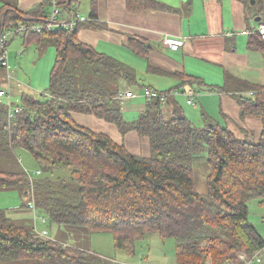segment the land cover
<instances>
[{"label": "trees", "instance_id": "trees-1", "mask_svg": "<svg viewBox=\"0 0 264 264\" xmlns=\"http://www.w3.org/2000/svg\"><path fill=\"white\" fill-rule=\"evenodd\" d=\"M76 1L65 2L67 15L60 11L59 18L66 19ZM240 1L247 10L251 6L258 12L264 10V0ZM52 3L44 0L26 10L4 5L0 22L11 26L42 23L51 16ZM96 7L94 1V18ZM128 7L132 11L172 9L158 0H128ZM78 28L60 25L25 33L26 42L56 48L49 89L23 91L17 103L22 109L11 117L17 104L0 100V153H16V168H20H0V190L15 189L30 201L18 213L34 206L37 214L48 217L46 222L35 215L28 220L0 209V264L8 260L106 264L107 258L112 264H124L104 258L89 246L41 234L38 220L59 227H83L87 236L111 232L116 247L130 254L137 253V241L157 232L176 240L177 264H244L240 253L255 255L264 248V236L250 220V201L264 203V126L258 140L238 136L206 113L205 125L197 126L175 96L170 98L173 90L151 85L144 87L145 108L128 117L121 94L124 82L138 83L136 69L82 41ZM251 34L264 47L261 35ZM129 45L148 60V40L130 35ZM146 69L175 76L180 79L176 86L205 81L183 71L170 72L149 60ZM205 85L229 91L226 85ZM258 88L264 90V86ZM147 89L161 95L149 96ZM193 91L196 96L197 90ZM195 96L194 103L188 101L192 105H197ZM234 97L242 115L259 113L264 121V93ZM73 112L94 114L115 124L122 134L135 130L148 138L150 154L133 152L110 134L80 124ZM22 150L35 158L41 170L36 176L24 167L18 153ZM198 164L206 166L203 191L197 188Z\"/></svg>", "mask_w": 264, "mask_h": 264}, {"label": "crops", "instance_id": "crops-1", "mask_svg": "<svg viewBox=\"0 0 264 264\" xmlns=\"http://www.w3.org/2000/svg\"><path fill=\"white\" fill-rule=\"evenodd\" d=\"M42 1L44 0H0V15L4 5H7V9L13 7L26 10ZM52 1L54 2L52 8L59 5L61 15L65 17L68 10L65 2L70 0ZM94 1L97 5L96 18L92 16ZM158 1L172 6V9L146 8L132 11L128 7V0H89L87 2L89 13L87 9L85 10L88 13L86 17L90 19L83 21L80 29L78 28L79 38L99 51L117 56L130 65L134 63L131 57L139 55L129 45L130 35L148 40L151 47L148 60L154 65L170 72L183 71L203 77L205 81L202 85L205 83L226 85L229 91L211 89L219 93L217 100L222 106L218 111L211 110L210 116L218 118L238 136L258 140L264 126L263 117L259 113L242 115L241 106L234 97L235 90L227 83L231 82L233 86L239 82L243 83L244 87L264 86V47L259 46L251 37L253 35L251 33L256 32L260 21L264 19V10L258 12L256 7L251 8L252 6L247 10L240 0ZM76 2L79 7L83 5V0ZM52 8L50 6V10ZM96 22L97 24H94ZM171 37L183 38L184 44L172 47L166 42V39ZM119 53H126L131 57ZM145 59L148 63L147 58ZM196 59L200 60L204 66H206L205 63H209L212 66L224 68L225 75L222 80L218 83H210L206 79L209 76L195 72ZM171 77L176 80V84H179L180 79L172 75ZM124 84L123 92L125 93V90L131 86L126 85L127 82ZM202 85L195 84V86ZM185 86L188 87L186 90L190 87L195 88L188 82ZM241 92L253 93L252 90ZM129 96L134 98L132 91ZM198 97L197 92V99ZM128 105L130 108L133 107L131 103ZM72 115L80 124L110 134L117 142L127 145L131 151L150 154L148 138L141 137L135 130L122 134L115 124L94 114L73 112ZM129 115L127 114L128 117ZM33 211L36 212L35 209ZM259 231L263 234L262 230L259 229ZM252 264H264V259L261 258V261L254 259Z\"/></svg>", "mask_w": 264, "mask_h": 264}, {"label": "rangeland", "instance_id": "rangeland-1", "mask_svg": "<svg viewBox=\"0 0 264 264\" xmlns=\"http://www.w3.org/2000/svg\"><path fill=\"white\" fill-rule=\"evenodd\" d=\"M89 0H83V5L79 7V11L82 15L88 16L89 9L87 2ZM86 7V8H85ZM87 9V12L86 10ZM38 22V21H37ZM40 23V22H39ZM11 27V25H8ZM80 27V24L78 25ZM29 32V31H28ZM24 33L17 36L10 37L9 40V52H10V68H4L0 66V91L5 89L9 95H1L0 100L13 103V105L19 103L22 100L23 91L30 92H47L50 85V73L56 60V48L53 45L48 47L40 46L35 41H28L24 39ZM28 35V34H27ZM30 40V39H29ZM128 56L126 53H119ZM117 57V56H116ZM131 57V56H128ZM134 63L133 67L136 69L139 81L135 84L127 82L126 85H130L131 88L122 90L121 94L124 101V112L130 114L129 117L137 116L142 108H145L147 98L144 94L145 86H153L159 90H173L170 94V98L175 96V99L179 102L180 109L194 121L197 126H204V113L211 114V110L218 111L222 105L218 104L217 95L218 92L212 91L207 85L196 86L199 97L196 100L198 105H192L188 102L187 86H176V80L165 74L151 73L146 70L147 61L140 55L131 57ZM193 59V57H190ZM122 60V59H120ZM197 60V59H196ZM195 60V61H196ZM123 61V60H122ZM126 62V61H125ZM198 63V65H197ZM202 64L200 60L196 61L197 73L206 74L207 81L210 83H218L224 77V68L212 66L211 64ZM4 72V73H3ZM6 74V76H5ZM8 74L11 75V82L8 78ZM18 82L22 83L21 86ZM235 90L234 94L238 95H254L262 94L264 90L256 87L255 85L250 87H244L242 84L236 82L233 86L231 82L227 83ZM125 85V84H124ZM118 84H115V88H118ZM177 87L181 89L178 91ZM190 87V86H189ZM191 88V87H190ZM243 90H252L253 93H243ZM132 91L131 98L129 96ZM4 96V97H3ZM129 96V97H127ZM172 96V97H171ZM127 97V98H124ZM133 104V107H129L128 104ZM135 148V147H134ZM22 158V163L27 171L33 176H36L38 164L35 158L27 151L18 152ZM0 168L9 169L16 168L19 164V157L16 153H0ZM200 164V162H199ZM195 167V176L197 178V188L200 191L206 189V166L199 165ZM20 169V168H16ZM15 169V170H16ZM24 171V170H22ZM24 195L23 197L15 189L0 190V209L7 210L13 216L24 217L28 220L33 219L35 212L34 206H27L23 208V211L17 212V209L23 206V203H29ZM31 218V219H30ZM250 220L251 222L264 234V203L252 199L250 201ZM31 221H26L29 224ZM39 227L46 226L48 228V237L52 236L55 239H61L67 244L77 243L89 246L95 251L99 252L104 258L111 257L124 264H177L176 258V240L173 237H162L159 233H148L145 237L137 241V253L130 254L124 249L117 248L114 242V235L111 232H94L92 236H87L89 233L83 227L65 225L59 227L58 225H50L42 223L38 220ZM69 227V228H66ZM74 231V232H72ZM73 234H72V233ZM58 237V238H57ZM70 240V241H68ZM260 257L264 259V251L261 250ZM106 259V264H112V262ZM3 264H37L35 260H8ZM245 264V263H244Z\"/></svg>", "mask_w": 264, "mask_h": 264}, {"label": "built area", "instance_id": "built-area-1", "mask_svg": "<svg viewBox=\"0 0 264 264\" xmlns=\"http://www.w3.org/2000/svg\"><path fill=\"white\" fill-rule=\"evenodd\" d=\"M73 8L74 9L71 12H68V17L66 19L59 18L60 8L54 7L51 16L48 19L44 20V22L42 23H39L37 21L32 23L20 22L16 25H12L11 27H8V25H5L4 23L0 22V65L7 69L10 68V52L8 47L10 37L28 31L42 32L43 30L53 29L54 27L60 25H67L71 29H77L79 24H81L83 21H87L90 19V17H86L80 13L78 2L74 3ZM256 32L259 33L261 37L264 39V19L260 21L256 29ZM166 42L169 43L172 47H179L180 45L184 44V39L171 37L166 39ZM8 78L11 82L12 77L10 74H8ZM18 84L21 86L22 83L18 82ZM193 93H194L193 88L187 90V95L189 97L188 101L191 103L195 102L194 100L195 95H193ZM4 94L6 96L9 95L7 90L2 89L0 91V95H4ZM146 94L149 96L161 95L157 91L151 89H147ZM21 109L22 106H19L17 104L16 107L13 109V111L9 113L10 117L16 115V113ZM40 172H41L40 169L37 170V173ZM35 217L37 219L40 218L41 221H45V222L48 220L47 216H42L37 213L35 214ZM37 223L36 226L39 232L41 234L48 235L49 233L48 228L47 227L40 228ZM240 257L245 262V264H252L254 259L261 261V257L259 253H256L255 255H247L246 253L242 252L240 254Z\"/></svg>", "mask_w": 264, "mask_h": 264}, {"label": "clouds", "instance_id": "clouds-1", "mask_svg": "<svg viewBox=\"0 0 264 264\" xmlns=\"http://www.w3.org/2000/svg\"><path fill=\"white\" fill-rule=\"evenodd\" d=\"M35 214H36V212H35ZM40 228H41V227H40ZM260 252H261V250L258 252V253H259V255H260ZM244 253H245V252H244ZM240 254H241V253H240ZM240 254H239V255H240ZM246 254H247V253H246Z\"/></svg>", "mask_w": 264, "mask_h": 264}, {"label": "water", "instance_id": "water-1", "mask_svg": "<svg viewBox=\"0 0 264 264\" xmlns=\"http://www.w3.org/2000/svg\"><path fill=\"white\" fill-rule=\"evenodd\" d=\"M255 1L253 0V3H254ZM258 19H260V17H258Z\"/></svg>", "mask_w": 264, "mask_h": 264}]
</instances>
